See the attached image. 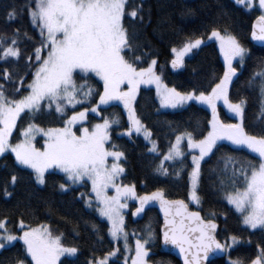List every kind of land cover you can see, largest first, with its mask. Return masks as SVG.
Returning <instances> with one entry per match:
<instances>
[{"label":"snow or ice","instance_id":"6c2138e0","mask_svg":"<svg viewBox=\"0 0 264 264\" xmlns=\"http://www.w3.org/2000/svg\"><path fill=\"white\" fill-rule=\"evenodd\" d=\"M234 3L246 10L258 7L264 13V0H258V4L256 0H234ZM24 14L39 35L31 52L21 47V37L34 39L27 32L21 33L17 29L10 37L0 35V63L19 65L21 59L24 61V73H17L18 79L7 67L0 71V79L19 85L9 89L0 84V157L13 153L18 165L33 170L35 182L41 186L48 182L46 174H54L50 170H59L64 177V182L58 185L62 192L76 186L86 187L90 182L91 192H81L80 198L87 208L107 220L110 224L108 234L117 246L101 255L93 252L88 264H120L121 259L123 264H149L150 245L157 235L149 223L135 239L134 247L130 245L129 236L137 234L126 229L124 210L128 208L129 200L139 202L133 213L135 216H140L150 202H159L164 213L163 242L179 249L184 264H206L210 253H230L241 243V238L235 234L218 238L217 212L210 210L205 218L200 211L189 210V203L202 204L199 194L201 163L214 154V149L219 151L217 145L221 141H229L235 150L247 149L253 156L238 158L222 154L217 164L222 163L223 168L213 169L218 176L216 190L240 215L243 226L264 231V135L249 134L244 127L247 100L241 98L233 102L229 96L232 79L237 75L233 62L239 58L238 63L243 65L248 53L235 35L226 28L223 32L213 28L208 37L219 42L226 63L219 82L207 91H180L163 82L156 71V59H151L147 67L142 66L144 55L138 54L142 45L136 41V33L130 32V26L125 23L126 16L144 22L142 2L25 0L22 8L13 7L7 15L13 20ZM252 38L264 41V14L259 15ZM204 42L202 37H189L179 48L173 47L171 67H184L185 56ZM29 74L31 81L25 84ZM95 78L102 82V91L89 83ZM257 80L264 114V71L255 72L249 83ZM153 84L162 107L175 109L197 101L211 109L207 134L197 138L193 131L186 130L177 135L175 144L169 142L167 153L156 168L158 173L168 175L165 161L180 159L182 162L185 152L181 144L185 140L189 148L198 150V154L191 155L189 203L166 199L162 189L138 195L134 183L125 184L121 177L126 169L121 161L126 163L127 157L112 142L113 125L120 126V119L101 115V106L113 101L122 102L127 110L128 127L120 135L129 138L134 134L143 135L150 145L148 151L159 156L158 142L135 106L140 86ZM21 88H24L23 92ZM95 96H98V102L93 106ZM221 101L229 112L239 117L238 123H225L220 119L217 104ZM85 104L88 106L82 111L76 110L77 105ZM43 111L58 113L63 126L44 128L35 123L36 114ZM89 112L100 117L102 122L85 126ZM22 114L29 118V123L19 132L22 139L13 142V132L17 130ZM37 135L45 138L40 148L34 143ZM17 179L15 174L11 175L10 184L15 186ZM3 191L6 197L12 196L7 186ZM110 191L114 194H109ZM92 230L102 241L95 224ZM74 232L79 235L77 226H74ZM64 240V233L50 225L33 227L20 218L17 229L9 226L8 217L0 218V252L23 242V255L12 257L7 264H71L67 258L77 257L80 248L75 244L68 245ZM121 242L123 252L119 247ZM158 264L165 262L159 261ZM228 264H245V260L229 258ZM249 264H264V246H258L256 256Z\"/></svg>","mask_w":264,"mask_h":264},{"label":"trees","instance_id":"16d2710c","mask_svg":"<svg viewBox=\"0 0 264 264\" xmlns=\"http://www.w3.org/2000/svg\"><path fill=\"white\" fill-rule=\"evenodd\" d=\"M143 3L144 22L140 23L131 18H125L126 25L130 26V32L136 33V41L142 45L138 54L144 55V64L147 67L151 59L157 60L156 71L163 77L164 82L171 88L176 87L180 91H207L219 82L226 70V64L221 56L220 49L214 40H210L211 30L216 28L235 35L242 46L248 49L243 65L235 63L237 75L233 77L229 89V96L233 102L241 98L247 100L244 109V127L249 134L264 135V114H262L259 80L250 84V78L255 72L264 71V47L252 44L250 35L254 20L261 15L259 9L247 11L238 6L233 0H130V3ZM25 0H0V35L12 36L19 29L21 33L27 32L33 40L21 37V47L31 52L34 42L39 41V35L28 19L27 14L17 16L9 20L8 12L13 7L22 8ZM150 21V22H149ZM203 38L205 43L196 50L192 57L185 61L183 68L173 69L171 60L174 54L173 47L179 48L186 38ZM9 68L15 78L17 73H24V61L19 65L12 62L0 63V71ZM31 81V75L26 77L25 84ZM93 87L102 91V82L98 78L89 80ZM0 84L6 88L14 89L19 85L6 83L0 79ZM24 91V88H21ZM98 102V96L93 97V106ZM88 105H79L80 111ZM138 115L151 129L153 138L157 140L160 155L156 156L148 151L149 145L139 136L131 138L121 136L128 127L126 110L120 103H112L101 107V115L108 118L119 117L120 126H113L112 142L123 150L127 162L123 161L126 169L122 181L125 184L134 183L138 195L150 194L162 189L170 199L184 200L189 203L190 181L189 173L192 169L190 153H187L183 161H166L168 175H162L156 171L163 155L167 153L169 142L175 144V137L184 131H193L197 138H202L209 130L208 121L211 120V110L198 103H190L183 109L173 112L161 111L156 97V91L144 88L139 93L136 103ZM220 119L225 123H237L233 116L219 106ZM34 122L41 127H62V119L58 113L43 111L37 113ZM100 117L90 115L89 125L100 123ZM29 123V118L22 114L21 121L17 122V130L13 134V142L22 139L20 130ZM42 139L38 146L42 147ZM213 155L206 157L201 163V180L199 194L202 204L192 209L198 210L205 218L209 211L218 213L216 222L220 225L218 238L223 239L229 234H235L241 238V243L236 245L226 258L214 260L210 264H228V257L236 259L241 257L245 264L255 258L258 246H264V231L248 229L242 225L240 215L223 199V194L218 193L217 172L213 169L223 168L217 161L222 154L234 155L238 158H252L247 149L235 150V146L227 142H220ZM181 169H183L181 171ZM179 172V175L176 173ZM47 175V184H36L34 173L17 164L13 154L8 153L0 157V218L8 217L9 226L18 229V221L23 218L25 223L33 227L39 224L50 225L54 230L64 233V242L68 245L75 244L80 252L75 258H67L71 264H88L92 253L97 255L106 253L115 248V244L108 234L109 224L100 218L96 211L89 209L80 198L81 192H90L89 184L86 187L72 188L67 192L59 190L58 185L64 182L62 174L52 172ZM18 179L15 186L10 184L11 175ZM12 192L11 197H6L4 187ZM137 204L133 203L126 215V228L140 233L142 229L151 223L157 238L150 245L151 264L164 261L165 264H181L171 256L162 244L161 226L162 220L156 209L148 210L143 221L133 218L132 211ZM95 224L99 228V235L103 237L99 241L97 234L92 230ZM74 226L78 227L79 235L74 232ZM19 234V233H18ZM250 241V243H249ZM23 255V243L17 242L14 247H9L0 252V262L7 261L14 256ZM30 261V257L28 258ZM64 259V258H62ZM120 264H123L121 259Z\"/></svg>","mask_w":264,"mask_h":264},{"label":"rangeland","instance_id":"374dc122","mask_svg":"<svg viewBox=\"0 0 264 264\" xmlns=\"http://www.w3.org/2000/svg\"><path fill=\"white\" fill-rule=\"evenodd\" d=\"M234 1V0H233ZM256 2H257V4H258V0H256ZM242 7V6H241ZM244 8V7H243ZM255 9H259L258 7H254V8H252L251 10H247V11H252V10H255ZM261 11V10H260ZM261 13H262V11H261ZM262 14H264V13H262ZM210 40H214L215 42H216V44L218 45V47H219V49H220V46H219V42L216 40V39H209V41ZM205 41V40H204ZM205 43V42H204ZM203 43V44H204ZM203 44L200 46V48L203 46ZM199 49V48H198ZM198 49H193V51L191 52V53H189L187 56H185V58H184V60L186 61L188 58H190V57H192V55L194 54V52L196 51V50H198ZM220 52H221V50H220ZM221 56H222V58H223V61L225 62V60H224V56H223V53L221 52ZM245 57H246V55H245ZM245 57H244V59H245ZM238 61H239V58H237V60L236 61H234L233 62V66L235 65V63L237 62L238 63ZM226 64V63H225ZM183 68V67H182ZM176 69H178V68H176ZM161 78H162V80H163V77L161 76ZM163 82H164V80H163ZM165 83V82H164ZM166 84V83H165ZM144 88H151V89H154L155 91H156V97H157V100H158V102H159V106H160V110L161 111H167V112H173V111H178V110H181V109H183L186 105H188V104H190V103H198V104H200L199 102H197V101H190V102H188L187 104H185L184 106H182V107H178V108H175V109H173V108H170V107H168V108H165V107H162L161 106V104H160V98H159V96L157 95V90H156V87H155V85L153 84V85H141L140 86V91L142 90V89H144ZM140 91H139V93H140ZM138 98H139V94L137 95V98H136V103H137V101H138ZM112 103H120V104H122V102H119V101H113V102H111L110 104H112ZM123 105V104H122ZM200 105H203V104H200ZM79 105H77V107H78ZM108 106V105H107ZM205 106H207V105H205ZM219 106H222L225 110H226V112L229 114V115H231V116H233L234 118H236V120L239 122V117H237V116H235V114L234 113H231V112H229V110L227 109V107L223 104V102L221 101V102H218V104H217V111H218V113H219ZM101 107H105V106H101ZM208 107V106H207ZM123 108H124V106H123ZM209 108V107H208ZM125 109V108H124ZM210 109V108H209ZM83 109H81L80 111H82ZM126 110V109H125ZM211 110V109H210ZM126 114H127V110H126ZM90 115H94L93 113H91V112H89V114H88V120L87 121H85L84 123H85V126H90L89 125V117H90ZM219 117H220V115H219ZM237 122V123H238ZM101 123V122H100ZM114 126V125H113ZM77 127H79V125H77ZM13 134H14V132H13ZM79 134V133H78ZM139 137H141L147 144H148V142L143 138V135H139ZM40 139H42V145L44 144V137L42 136V135H37L36 136V140L34 141V143L36 144V146L38 147V148H40L39 146H38V143H39V141H40ZM221 142H227V143H230L229 141H221ZM220 143V142H219ZM231 144V143H230ZM149 145V144H148ZM149 147H150V145H149ZM181 147H182V149L184 150V152H185V155L187 154V153H190V157H191V155L192 154H198V150H193V149H191V148H189L188 146H187V141L185 140V141H183L182 142V144H181ZM11 154H13V153H11ZM165 155V154H164ZM13 156L15 157V155L13 154ZM163 158V157H162ZM166 162V161H165ZM121 163L123 164V161H121ZM124 165V164H123ZM25 168V167H24ZM26 169H28V170H30V171H32L33 172V170L32 169H29V168H26ZM50 172H56V173H59V174H62V173H60L59 172V170H50ZM34 173V172H33ZM35 175V174H34ZM63 175V174H62ZM121 179H122V177H121ZM89 184V187H90V192H91V185H90V182L88 183ZM41 186V185H40ZM44 186V185H43ZM80 186H76L75 188H79ZM89 192V193H90ZM137 192V191H136ZM84 193H86V192H84ZM109 194H114V193H112L111 191H110V193ZM189 201H190V192H189ZM226 201V200H225ZM227 202V201H226ZM133 203H138V201H135V200H129L128 201V208L127 209H125L124 210V213H125V223H126V215H127V213L130 211V207H131V205L133 204ZM189 205L190 206H192V207H196V208H198L200 205H196L195 203H189ZM229 205V204H228ZM230 207H232L231 205H229ZM233 208V207H232ZM90 209V208H89ZM93 210V209H92ZM134 210V209H133ZM97 214H98V212H96ZM99 215V214H98ZM101 219H103L104 221H106L107 222V220L105 219V218H102V217H100ZM108 223V222H107ZM109 224V223H108ZM109 228H110V224H109ZM127 229V228H126ZM128 230V229H127ZM256 230H259V229H256ZM130 233H132L133 232V230H128ZM136 236H129V243H130V245H132L133 247H134V244H135V239L136 238H138L139 237V235H140V233H137L136 232ZM19 242H22V241H19ZM23 243V242H22ZM114 244H115V247L117 246V244L114 242ZM119 247L121 248V252H123V244H122V242L119 244ZM119 255V254H118ZM229 258L230 257H228V261H229ZM149 264H151L150 262H149Z\"/></svg>","mask_w":264,"mask_h":264},{"label":"water","instance_id":"95a60500","mask_svg":"<svg viewBox=\"0 0 264 264\" xmlns=\"http://www.w3.org/2000/svg\"><path fill=\"white\" fill-rule=\"evenodd\" d=\"M257 19L258 17L254 20L253 22V25H252V32L254 30V25H256L257 23ZM252 32H251V35H250V40L252 42V44L256 45V46H260V47H264V41H257L255 39L252 38ZM145 195V194H144ZM166 199H169V200H176V199H170L168 198L166 195H165ZM187 203V202H186ZM139 206V203L137 204L136 207ZM136 209V208H135ZM135 209L133 210L132 212V215L133 213L135 212ZM151 209H156L160 215V218L162 220V226H161V239H162V244L165 246V248L167 249V252L175 257L176 259H178L181 264H184V260H183V256L182 254L179 252V249L176 248L175 246L173 245H165L164 242H163V237H162V231H163V223H164V213L160 207V204L159 202H150L148 205L145 206V209H144V212L141 213L140 216H135L133 215V218L136 219L137 221H143V219L145 218V215L147 213L148 210H151ZM189 210L190 211H198V210H193L191 209V207L189 206ZM201 213V212H200ZM201 216L202 213H201ZM216 222V221H215ZM217 223V222H216ZM219 225V223H217ZM219 230H220V225H219V228H218V233H219ZM228 255V253H210L209 254V261L206 262V264H210L211 262H213L214 260H217V259H220V258H226Z\"/></svg>","mask_w":264,"mask_h":264},{"label":"bare ground","instance_id":"6f19581e","mask_svg":"<svg viewBox=\"0 0 264 264\" xmlns=\"http://www.w3.org/2000/svg\"><path fill=\"white\" fill-rule=\"evenodd\" d=\"M176 200H179V199H176ZM164 246V245H163ZM165 247V246H164Z\"/></svg>","mask_w":264,"mask_h":264}]
</instances>
